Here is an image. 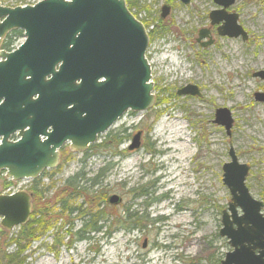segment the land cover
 <instances>
[{"label": "rangeland", "instance_id": "rangeland-1", "mask_svg": "<svg viewBox=\"0 0 264 264\" xmlns=\"http://www.w3.org/2000/svg\"><path fill=\"white\" fill-rule=\"evenodd\" d=\"M42 1L0 4L33 7ZM125 1L151 38L147 58L155 106L125 113L84 154L65 145L59 166L35 181L14 183L0 174V195H32L35 188L42 198L32 197L26 225L8 231L0 219V264H6L4 256L18 264H221L233 251L228 239L219 236L222 213L231 202L222 170L230 163V149L250 168L246 185L251 195L264 196V102L254 98L259 89L264 93V81L253 78L264 70V0H236L229 9L248 32L247 43L213 36L215 42L207 48L197 39L200 30L210 27L209 14L218 9L213 0H191L189 6L177 0ZM164 5L172 10L161 20ZM4 40L0 50L8 43ZM15 42H24V36L10 47ZM173 46L178 52L171 53ZM187 84L198 86L201 97L177 96ZM223 108L234 120L230 136L214 123L216 111ZM138 132L142 147L131 152ZM114 136L118 138L111 140ZM100 174L104 177L92 185L89 180ZM78 175L85 190L65 191L67 180ZM167 188L174 192L164 193ZM113 196L122 203L109 205ZM127 213L137 219L130 221ZM38 215L52 225L37 231L26 246L20 232L38 230ZM95 223L98 233H93ZM156 241L169 248L153 251Z\"/></svg>", "mask_w": 264, "mask_h": 264}, {"label": "water", "instance_id": "water-1", "mask_svg": "<svg viewBox=\"0 0 264 264\" xmlns=\"http://www.w3.org/2000/svg\"><path fill=\"white\" fill-rule=\"evenodd\" d=\"M187 6L191 0H177ZM211 25L222 37L248 39L236 14L227 9L236 0H213ZM162 17L169 14L164 6ZM25 41L14 52L0 51V173L13 182L36 180L59 162L66 142L84 152L127 112H147L155 106L151 67L146 58L149 35L128 10L125 0H44L35 6L7 8L0 4V47L12 31ZM209 31H200L205 39ZM256 76L264 79V72ZM180 96H200L188 86ZM264 102V95L257 94ZM215 123L231 135L234 121L228 109L216 111ZM51 130V132H50ZM18 137L13 142L11 138ZM44 138V139H43ZM141 133L130 151L141 146ZM223 166V183L231 195L222 218L221 237L233 248L221 264H264L263 207L246 186L249 167L233 149ZM121 199L113 196L109 204ZM32 199L24 193L0 195V219L12 231L27 224ZM240 213V214H239Z\"/></svg>", "mask_w": 264, "mask_h": 264}, {"label": "flooded vegetation", "instance_id": "flooded-vegetation-1", "mask_svg": "<svg viewBox=\"0 0 264 264\" xmlns=\"http://www.w3.org/2000/svg\"><path fill=\"white\" fill-rule=\"evenodd\" d=\"M191 3V2H190ZM190 3H189V5H190ZM213 3L215 4V2L213 1ZM236 3V2H235ZM235 3L231 6V7H233L234 5H235ZM183 5V4H182ZM189 5H187V6H189ZM216 5V7L218 8L217 10H215V11H219V10H221V8L217 5V4H215ZM164 6H168L169 8H170V12H169V14L167 15V16H165V17H162V15H163V11H162V9H163V7ZM162 8H161V10H160V19L161 20H166L167 18H169V16H170V14H171V10H172V6L171 5H164ZM185 6V5H184ZM231 7H229L228 9H227V13L228 14H235L234 12H232V10H229V9H231ZM211 14V13H210ZM210 14H209V16H210ZM237 15V14H236ZM136 19H137V17L135 16V15H133ZM238 16V15H237ZM210 19V18H209ZM138 20V19H137ZM139 21V20H138ZM139 22H141V21H139ZM142 23V22H141ZM143 24V23H142ZM238 24H239V16H238ZM144 25V24H143ZM145 26V25H144ZM221 26H222V23L221 24H219V25H214V26H212L211 25V22H210V27L209 28H207V29H203V30H205V31H209V35H208V37L207 38H205V39H200V37H199V33H200V31H203V30H200L199 31V33H198V39H197V42L203 47V48H207V47H210V46H212L213 44H214V40H213V36L215 37L216 36V38H218L219 40L220 39H226V40H237V39H241L242 41H243V39L241 38V37H238V38H230V37H227V36H225V37H222V36H220L219 35V29L221 28ZM145 28H146V26H145ZM147 29V28H146ZM243 30L245 31V29L243 28ZM14 32V31H13ZM246 32V31H245ZM247 33V36H248V39L246 40V41H243L244 43H247L248 41H249V34H248V32H246ZM165 35H164V33L162 34V36L161 37H164ZM11 37H12V32L5 38V42H8L9 40H11ZM149 39H150V41H151V38H150V35H149ZM172 42H174V41H172ZM149 45H150V42H149ZM149 48V47H148ZM178 46H173V47H171V49H170V51H171V53H176V52H178ZM146 57H147V54H146ZM147 60H148V58H147ZM170 60V59H169ZM148 62H149V60H148ZM171 63V62H170ZM149 64H150V62H149ZM150 67H151V75H152V64H150ZM259 72H264V70H261V71H259ZM259 72H256V73H254L253 74V78L254 79H259L260 81H264V79H261L260 77H258V76H256V74H258ZM188 86H193V87H196L197 89H198V91H199V93H200V89H199V87L198 86H195V85H192V84H187L184 88H186V87H188ZM184 88H182V89H180V90H178L177 91V96H180V95H178V92L179 91H181V90H183ZM257 94H261V95H264V93H263V90H261V89H259V91L258 92H256L255 94H254V98H255V101L256 102H258L256 99H257ZM180 97H201V93H200V96H192V95H187V96H180ZM262 103V102H261ZM216 114V113H215ZM216 124V123H215ZM50 132H51V130H50ZM142 133V132H141ZM44 139V138H43ZM141 141H142V137H141ZM65 145H68L69 146V148H70V150L73 152V153H80V152H76L75 150H73L72 149V147H71V142H66V143H64L63 144V146L58 150V152H59V164H60V161H61V156H60V152H61V150L64 148V146ZM87 151V150H86ZM85 151V152H86ZM85 152H83V153H80V154H84ZM59 166V165H58ZM250 169V168H249ZM249 174H250V170H249ZM102 174H100L99 175V178H94V179H92V180H89L90 182H91V184L93 185L94 183H96V181H97V179H100V178H102V177H104V176H101ZM78 177H79V175H78ZM248 177H249V175H248ZM248 179V178H247ZM70 179H68L67 180V182L69 181ZM79 181L82 183V182H84V180L82 181L81 179H79ZM87 181V180H86ZM67 182H66V184L65 185H67ZM80 186H81V184H80ZM248 188V187H247ZM81 189H83V190H85L84 188H82L81 187ZM68 189H66L65 191H67ZM248 190H249V188H248ZM249 193H250V195H251V192H250V190H249ZM264 194V192H262L261 193V195H263ZM140 197H142V196H140ZM251 197L256 201V202H258V203H261L262 204V208H261V210H260V213L261 214H264V196H259L258 197V199H256L255 197H253L252 195H251ZM121 203H122V201H121ZM120 203V204H121ZM108 204H109V200H108ZM119 204V205H120ZM59 205H61L62 207H63V205H62V203H59ZM110 205V204H109ZM229 205H230V203L228 204V207H227V211L226 212H228L229 211ZM114 206V205H113ZM118 206V205H117ZM225 212V211H224ZM224 212L222 213V218H223V214H224ZM97 223V222H96ZM221 224H222V220H221ZM97 228H98V226L97 225H95ZM86 227H87V225H86ZM98 232H100V230L98 231ZM229 245H230V243H229ZM222 262V261H221Z\"/></svg>", "mask_w": 264, "mask_h": 264}, {"label": "trees", "instance_id": "trees-1", "mask_svg": "<svg viewBox=\"0 0 264 264\" xmlns=\"http://www.w3.org/2000/svg\"><path fill=\"white\" fill-rule=\"evenodd\" d=\"M22 36H23V33L21 31L12 32L11 40H9L8 43L4 45V48L8 50L10 48V46L13 44L14 40L16 38H19V37H22ZM117 138H118V136H114L111 140L117 139ZM120 142H121V140H119L117 142L116 148L120 145ZM78 179H79L78 176H76L75 178H71L67 182V185H66L65 189H69L70 188L74 193H77L81 189V186H80L81 182ZM31 191H32V195L31 196L33 197V199L34 198H36V199L39 198V200L42 199V198L39 197L41 195V193L40 192L38 193L35 188H33ZM39 215L42 216V213L39 214ZM127 215L130 218V221L137 219V217L133 216L132 214L127 213ZM40 216H39L38 221L36 222L38 230H33V229L28 228L26 233L23 232V231L20 232V236H21L22 240L24 241V243H26V246L30 245L31 242L34 241L33 240L34 237H36L38 235V233H40V232L37 233V231H43L45 229H49L51 227L50 225H52V224H49V223L45 222V220H42V217H40ZM133 217H135L136 219H133ZM138 221L139 220H137V222ZM95 225H97V224L95 223ZM92 229H93V231H99L101 228H97L95 226ZM132 230L133 229H127L128 232H130ZM14 242L18 244L19 240L14 241ZM3 261H5L6 264H18L19 263L17 260L15 261V259L13 257H10V256H4V259L2 260V262Z\"/></svg>", "mask_w": 264, "mask_h": 264}, {"label": "bare ground", "instance_id": "bare-ground-1", "mask_svg": "<svg viewBox=\"0 0 264 264\" xmlns=\"http://www.w3.org/2000/svg\"><path fill=\"white\" fill-rule=\"evenodd\" d=\"M175 65V64H174ZM221 70L223 71V66H221ZM212 141H213V136H212ZM167 150H171L170 148H167ZM176 152L178 153V150L176 149ZM160 165H161V163H160ZM159 169H161V168H158V170ZM128 170H130V166H128ZM161 179V178H160ZM133 192H136V191H133ZM171 192H174V189L173 188H167L166 190H165V192L164 193H167V194H169V193H171ZM165 218H167L168 219V217H165ZM223 229V225H222V228H221V230ZM221 230H220V232H221ZM220 232H219V236L221 237V235H220ZM93 233H98V231H93ZM175 234H172L171 233V235L170 236H174ZM223 238V237H222ZM35 243V242H34ZM171 246V245H170ZM153 247H154V249H153V251H155V250H157V249H160L161 247H164V248H169V245H163V243H161V242H154L153 243ZM158 260L159 259V256L158 257H154V258H152L151 260L153 261H155V260Z\"/></svg>", "mask_w": 264, "mask_h": 264}]
</instances>
